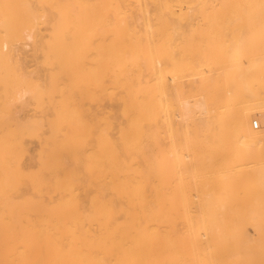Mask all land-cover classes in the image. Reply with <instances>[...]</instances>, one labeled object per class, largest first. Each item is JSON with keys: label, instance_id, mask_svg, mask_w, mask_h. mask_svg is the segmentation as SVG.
Instances as JSON below:
<instances>
[{"label": "bare ground", "instance_id": "obj_1", "mask_svg": "<svg viewBox=\"0 0 264 264\" xmlns=\"http://www.w3.org/2000/svg\"><path fill=\"white\" fill-rule=\"evenodd\" d=\"M4 3L0 264H264V0Z\"/></svg>", "mask_w": 264, "mask_h": 264}, {"label": "rangeland", "instance_id": "obj_2", "mask_svg": "<svg viewBox=\"0 0 264 264\" xmlns=\"http://www.w3.org/2000/svg\"><path fill=\"white\" fill-rule=\"evenodd\" d=\"M3 1V2H2ZM2 4V5H1ZM5 3H4V0H1L0 1V7H2V8H0V22L2 21V23H0V44L2 45V40L4 39V37L5 36H3L2 37V35H3V32L5 31V28H6V26L8 25V23H9V19H8V17H5L6 15V13H5V5H4ZM4 7V8H3ZM135 8H134V6H133V4H131V3H128L127 5H126V17L121 21L122 22V24H125V25H127L128 24V22H129V20H131L133 17H135ZM4 14V15H3ZM5 20H4V19ZM6 20H8V21H6ZM4 24V25H3ZM7 24V25H6ZM4 29V30H3ZM2 39V40H1ZM0 45V46H1ZM1 48V47H0ZM3 50V49H2ZM3 57V56H2ZM0 59H1V55H0ZM1 61V60H0ZM3 61V60H2ZM1 63V67L0 68H3V73H2V69H1V72L0 73H2V74H0V79H1V82H2V84L3 85H1L0 84V94H1V96L3 95L2 93H3V91H4V89L3 88H5L6 86H7V84H8V80L11 78V77H8L7 75H9L10 76V71H9V69H8V67H7V64L3 61V62H0ZM29 63V67H32L33 65H31V63H32V61L30 62H28ZM3 65V66H2ZM6 65V67H4ZM139 65V64H138ZM5 68V69H4ZM134 68H136V67H134ZM7 71V72H6ZM9 72V73H8ZM8 73V74H7ZM3 75V76H2ZM2 76V77H1ZM5 76V77H4ZM3 78H5L4 80H3ZM7 78H9L8 80H7ZM3 81H5V83L3 82ZM1 90H3V91H1ZM0 104H1V101H0ZM121 105H122V101H121V99L120 98H105V100H104V110H105V115L107 116V118H109V120L110 121H112V123L114 124V125H116V124H118L119 122H121L122 121V115L120 114V108H121ZM27 112H28V114H30L32 111H31V109L29 110H27ZM27 112H25V113H27ZM254 117V116H253ZM253 117H251L250 118V120H249V125H250V121L252 120V118ZM100 124V123H99ZM158 124H160V123H158ZM260 127V126H259ZM254 129H257V128H254ZM110 133L111 134H113V133H115V128H111V130H110ZM157 140H159L162 144H164V142H165V136L163 135V133H160V135L158 136L157 135ZM25 146H26V148H27V156H30V155H32V154H34L36 151H37V148H38V140L36 139V138H27V139H25ZM25 158V165H28V164H30L31 163V160L30 159H28L26 156L24 157ZM193 193H195L194 191H193ZM192 194V193H191ZM193 195V197L195 196L194 194H192ZM191 195V196H192ZM192 197V198H193ZM196 197V196H195ZM86 198V197H85ZM193 199H195V198H193Z\"/></svg>", "mask_w": 264, "mask_h": 264}, {"label": "built area", "instance_id": "obj_3", "mask_svg": "<svg viewBox=\"0 0 264 264\" xmlns=\"http://www.w3.org/2000/svg\"><path fill=\"white\" fill-rule=\"evenodd\" d=\"M252 127H253V128H258V123H257V121H253V122H252Z\"/></svg>", "mask_w": 264, "mask_h": 264}]
</instances>
